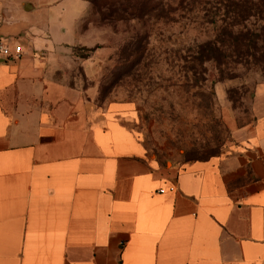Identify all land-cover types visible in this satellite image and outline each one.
<instances>
[{"label": "crops", "instance_id": "crops-1", "mask_svg": "<svg viewBox=\"0 0 264 264\" xmlns=\"http://www.w3.org/2000/svg\"><path fill=\"white\" fill-rule=\"evenodd\" d=\"M65 2L0 0L23 45L0 54V264H264V113L227 153L163 165L91 82L89 7L67 35L49 20Z\"/></svg>", "mask_w": 264, "mask_h": 264}, {"label": "rangeland", "instance_id": "rangeland-1", "mask_svg": "<svg viewBox=\"0 0 264 264\" xmlns=\"http://www.w3.org/2000/svg\"><path fill=\"white\" fill-rule=\"evenodd\" d=\"M70 1L49 13L56 27L69 28L64 35L89 7ZM87 1L82 27L101 51L91 82L101 103L130 105L126 124L163 165L227 153L237 131L264 113V16L230 28L229 37L221 23L202 19V0ZM248 28L252 37L244 35ZM88 51L78 47L76 53ZM79 61L71 76L87 83Z\"/></svg>", "mask_w": 264, "mask_h": 264}, {"label": "trees", "instance_id": "trees-1", "mask_svg": "<svg viewBox=\"0 0 264 264\" xmlns=\"http://www.w3.org/2000/svg\"><path fill=\"white\" fill-rule=\"evenodd\" d=\"M202 2H205L204 10L206 12L202 19L210 23H221L222 34L229 37L234 35V31H231L234 27L244 24L246 27V22L252 17L264 16V0H202ZM242 33L243 30L239 32V35ZM244 35L252 37L254 33L248 28ZM248 39L252 41L250 38ZM208 43L211 45L214 42L210 40ZM213 49L221 56L224 55L221 53L220 46L215 44ZM212 58L215 57L212 56Z\"/></svg>", "mask_w": 264, "mask_h": 264}, {"label": "built area", "instance_id": "built-area-1", "mask_svg": "<svg viewBox=\"0 0 264 264\" xmlns=\"http://www.w3.org/2000/svg\"><path fill=\"white\" fill-rule=\"evenodd\" d=\"M23 52L22 45H15L12 47L8 42L0 40V54L6 58H14Z\"/></svg>", "mask_w": 264, "mask_h": 264}]
</instances>
